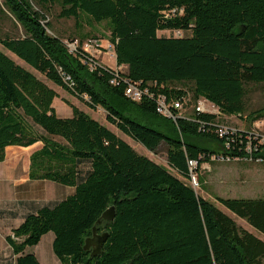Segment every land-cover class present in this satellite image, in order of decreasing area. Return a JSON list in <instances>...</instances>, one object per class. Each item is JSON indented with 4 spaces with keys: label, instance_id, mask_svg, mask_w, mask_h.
Masks as SVG:
<instances>
[{
    "label": "trees",
    "instance_id": "trees-1",
    "mask_svg": "<svg viewBox=\"0 0 264 264\" xmlns=\"http://www.w3.org/2000/svg\"><path fill=\"white\" fill-rule=\"evenodd\" d=\"M0 1L23 31L0 38L5 50L90 109L102 108L109 124L146 151L164 144L167 166L178 176L73 105L70 117H59L52 106L57 93L0 51V163L7 149L27 152L40 144L29 156L28 179L73 190L12 228L4 240L14 264H40L25 251L49 232L60 264H264V241L198 196L188 165L196 164L202 184L198 170L210 156L243 157L250 143L264 163V145L244 131L219 134L217 115L157 113L162 97L168 104L189 99L188 106L203 99L245 123L264 118V108L243 117L246 85L264 84V0ZM53 6L59 19L74 20L79 39L50 33L45 12ZM102 23L120 71L68 51L66 42H98L80 30ZM162 31L180 35L158 36ZM129 84L142 91L140 101L125 95ZM216 201L264 236V198ZM110 207L114 219L97 227L106 241L90 258L84 240Z\"/></svg>",
    "mask_w": 264,
    "mask_h": 264
},
{
    "label": "rangeland",
    "instance_id": "rangeland-1",
    "mask_svg": "<svg viewBox=\"0 0 264 264\" xmlns=\"http://www.w3.org/2000/svg\"><path fill=\"white\" fill-rule=\"evenodd\" d=\"M59 11L60 8L58 6H53L45 12L46 21L49 22L52 29L50 33L59 36L65 41L72 38L79 39L74 20L59 19L57 17ZM106 27V23L93 24L91 27L84 25L80 31L81 33H90L99 40V48H96V50L99 49L102 54L95 52L94 55H99L98 60L101 64L114 68L115 59L112 49L108 52L111 45L107 40L108 31ZM157 35L162 37H176L180 34H175L171 31H162L158 32ZM22 36L23 31L20 25L15 22L3 6L2 1H0V38H19ZM0 51L12 59L17 65L31 72L57 93L58 98L54 99L53 106L59 117H70L71 109L69 106L73 105L77 107L109 129L117 137L124 140L139 155L145 156L154 163L163 166L170 174L178 178L174 171H171L167 166L166 146L164 144H161L154 153L146 151L140 144L132 141L129 137L119 132L113 125L109 124L106 121V113L102 108L90 109L85 100L78 99L62 88L55 86L50 81H47L44 76L5 50L1 44ZM121 71H124V69H121ZM173 87L187 89L185 85L181 84H174ZM245 88V111L243 117L245 116L246 118L248 113L264 108V84H247ZM200 101H203V99ZM205 104L204 108L207 112L217 114V109H212V106L209 107L210 105L206 102ZM189 111L191 110L187 107L185 113L182 110V114L187 115ZM218 117L221 119L222 125L226 127L242 129L251 133L254 132L264 137V118L245 123L239 117H223L221 115H218ZM38 147H40V144L28 149L27 152H23L21 148L7 149L5 160L0 163V209H3L5 214V218L0 220V264H14V257L4 239L7 234H11L12 228L17 227V223L20 220H15L13 219L14 217L10 219L9 214L14 213L16 216H22L28 213V211L33 212L37 210L41 206L53 205L70 195L73 191L70 187H65L50 181H41L44 184L42 185V183H35L28 179L29 156ZM198 175L202 178L203 182L202 184L199 183V186L194 189L196 194L214 204L220 211L234 220L239 227L264 241L263 235L253 230L245 221L231 214L216 201V197L264 198V163L210 162L200 167ZM53 238V233L49 232L41 238L38 245L27 247L25 252L34 254L40 264H60L51 249Z\"/></svg>",
    "mask_w": 264,
    "mask_h": 264
},
{
    "label": "built area",
    "instance_id": "built-area-1",
    "mask_svg": "<svg viewBox=\"0 0 264 264\" xmlns=\"http://www.w3.org/2000/svg\"><path fill=\"white\" fill-rule=\"evenodd\" d=\"M175 34H179L178 32H174ZM178 37V36H176ZM67 43V48L69 53H75L78 50H80L81 52L87 54V56L93 59H95L97 61V64L108 67L110 69H113L115 71H120V68L116 69V67L111 68L109 66L103 65L100 63V61L98 60V56L94 55L95 52H97L98 54H102L101 51L99 49L96 50V48H99V44L97 41H85L82 44H80L78 41H73V42H66ZM111 47L109 48L108 52H110ZM90 68H92V62H87L84 61ZM96 64V63H95ZM125 95L127 97H129L132 101L134 102H138L141 100L143 94L142 91L140 90L139 87L129 84L128 87L126 88L125 91ZM204 101V102H203ZM203 101H198L194 106H188L190 100L189 99H184L183 102H171V103H166V101L161 97V98H157V113L161 116L167 117V118H174V115L177 116H184V114H182V110L184 111V113L187 110V107L190 108V110L193 109V111L198 112V113H206V114H211L209 112L206 111L205 107V102L208 103L207 101L203 100ZM212 109H214V106L211 105L210 103H208ZM213 115H220L218 112L217 114H213ZM228 131H231L232 133H239L244 131L246 138L247 139H254L259 145H264V137L256 134V133H251L249 131H245L242 129H236V128H230L226 127L224 125H221V128L218 130L219 134H225ZM258 145V146H259ZM246 153L243 157H238V158H231L228 155H223V154H216V155H212L210 156V162H216V163H255V164H262L263 163V158L258 156L259 154L257 153V145L253 147H251L250 143H247L246 146ZM252 150H254L253 153ZM189 165V170H190V179H189V184L190 186L195 189L199 186L198 184V178L197 175L193 173V169L195 168L196 164L194 162H188Z\"/></svg>",
    "mask_w": 264,
    "mask_h": 264
},
{
    "label": "water",
    "instance_id": "water-1",
    "mask_svg": "<svg viewBox=\"0 0 264 264\" xmlns=\"http://www.w3.org/2000/svg\"><path fill=\"white\" fill-rule=\"evenodd\" d=\"M114 219V208H108L101 217L97 220L92 228V233L90 237L84 240L83 250L89 252L90 258L95 257L100 254L101 248L106 241V233H97V227H103L104 223L111 222Z\"/></svg>",
    "mask_w": 264,
    "mask_h": 264
},
{
    "label": "crops",
    "instance_id": "crops-1",
    "mask_svg": "<svg viewBox=\"0 0 264 264\" xmlns=\"http://www.w3.org/2000/svg\"><path fill=\"white\" fill-rule=\"evenodd\" d=\"M54 102V101H53ZM52 106H53V104H52ZM54 107V106H53ZM55 109V108H54ZM55 111H56V109H55ZM56 114H57V111H56ZM58 115V114H57ZM67 118V117H66ZM35 183H42V185H44L43 184V182H41V181H34ZM72 193V192H71ZM29 212V211H28ZM27 213H25V214H23L22 216L20 215V216H16L14 213L13 214H9V216H10V219H12V217H14L13 219H19L20 221H19V223H17L18 225L22 222V220H23V218H24V216L26 215ZM5 218V214H4V212H3V209H0V220H2V219H4ZM17 225V226H18ZM16 226V225H15ZM7 235H9V234H7ZM6 235V236H7ZM5 236V237H6Z\"/></svg>",
    "mask_w": 264,
    "mask_h": 264
}]
</instances>
